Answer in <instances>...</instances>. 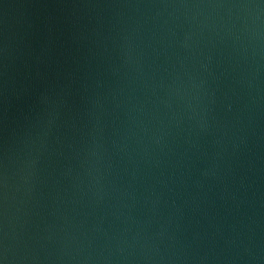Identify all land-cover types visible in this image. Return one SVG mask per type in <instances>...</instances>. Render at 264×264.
<instances>
[{"label": "water", "instance_id": "water-1", "mask_svg": "<svg viewBox=\"0 0 264 264\" xmlns=\"http://www.w3.org/2000/svg\"><path fill=\"white\" fill-rule=\"evenodd\" d=\"M0 264H264V0H0Z\"/></svg>", "mask_w": 264, "mask_h": 264}]
</instances>
